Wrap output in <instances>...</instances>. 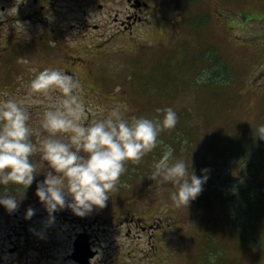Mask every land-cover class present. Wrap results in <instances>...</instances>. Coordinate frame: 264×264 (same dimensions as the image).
<instances>
[{
	"label": "rangeland",
	"instance_id": "rangeland-1",
	"mask_svg": "<svg viewBox=\"0 0 264 264\" xmlns=\"http://www.w3.org/2000/svg\"><path fill=\"white\" fill-rule=\"evenodd\" d=\"M146 1L152 6L147 12L140 11L146 18L136 23L132 36L125 39L123 35L107 38L115 28L114 16H121L126 10L125 0H84L81 5L73 0H51L48 42L44 48L39 47L40 43L36 42L38 40L31 41L28 48L11 55L13 62L9 57L4 69L0 63V77L10 67V72L5 76L7 87L0 81V100L11 97L22 102V106L28 109L31 114L29 126L41 129V134L31 137L34 144L38 145L42 135H46L41 125L43 113L53 110L55 103L53 98L43 96L36 97L38 103H32L26 96L27 86L40 71L45 68L58 69L80 81V95L87 107L86 123L107 118L111 111L117 109L129 122L134 113L149 119L152 108H149L148 102L156 103L161 95H156V91H147L150 96L138 95L134 91L136 83L131 81V75L138 70L137 65L144 71L154 63L162 62L165 56L161 53L163 47L171 48L177 59L173 63L178 60L193 61L199 55L198 39L194 36L197 26L193 23L199 13H206L209 17H206L209 20L205 24L208 40L213 33L216 37L212 41L220 46L225 55L240 62L242 70L247 72L243 74L245 78L240 76L241 82L224 90L226 103L222 104L226 105L229 115L235 109V115L222 118L218 125H207V132L221 128L219 125L223 124L225 133L241 134L243 128L244 131H252L264 123L261 118L264 111V0H193V8L186 0ZM99 4L101 8H98ZM175 10L177 13H174ZM94 23L99 25L98 29L94 28ZM24 24L29 25L30 29V32L24 33L25 36L38 38L42 35L43 27L40 24H28L23 20L14 23L19 27ZM1 33L2 40H6V33ZM222 34L226 37L223 40ZM184 44L188 46L187 49L179 51L177 46ZM54 47L62 51L57 57L52 56ZM64 50L74 58L66 55ZM3 57L5 59L6 56ZM138 60L143 62L142 66ZM196 66L190 64V69H184L185 76L189 75V85L180 86L179 93L171 95L165 105L176 110L182 109L184 105L195 109L192 103L199 102V97L211 96L212 92L207 87L193 80L192 74L197 72L195 76L198 79L207 75L205 67L202 71L198 68L200 65ZM193 68L197 70H191ZM241 73L238 71V74ZM246 76L253 79L249 80ZM214 88L213 94L220 96L221 93L217 92H222L223 87L214 84ZM236 95L241 103H227L228 98ZM206 105L216 106V101L205 97L202 106L205 108ZM161 107L156 114H160ZM100 108L104 111L100 112ZM197 120L184 126L192 129ZM178 143L183 146L184 141ZM184 150L190 152L191 148L187 146ZM150 158L145 155L139 164L126 162L127 171L121 176L117 190L109 193L110 199L105 208L94 210L84 217L65 208L53 214L54 223L50 225L47 222L48 213L35 194L37 183L45 178L46 162L45 168L36 175L31 186L26 189L23 186H9L8 192L16 197L19 208L9 214L0 205V264H27L26 259L29 262L39 260L40 263H61L64 256L72 251L76 232L80 231L81 225L88 224L91 225L90 232L99 249V256L92 264H202L206 259L199 252L200 244L208 253L210 249L217 251L216 247L222 250L223 253L212 258L216 264H264L261 254H251L245 259L234 248L233 239L217 234L218 229L223 227L213 223H223L226 211L221 209L220 200L213 205L204 199L200 205L191 201L189 205L193 206L190 208L193 216L186 220L179 218L178 210L163 208V198L157 194L158 185L148 178L158 160ZM32 159L35 163L39 157L37 155ZM178 159L186 161L188 165L194 162L191 153L185 159ZM142 189L150 191L142 199H133L134 191ZM4 191L5 186L0 185V194ZM29 207L35 212L30 219H25ZM128 209L141 216L137 224L119 223L117 218ZM214 238L220 240L218 246H211ZM260 238L262 246L263 233ZM9 248H15L16 252L9 253ZM256 249L262 253L264 247ZM18 257L20 261H11Z\"/></svg>",
	"mask_w": 264,
	"mask_h": 264
},
{
	"label": "clouds",
	"instance_id": "clouds-1",
	"mask_svg": "<svg viewBox=\"0 0 264 264\" xmlns=\"http://www.w3.org/2000/svg\"><path fill=\"white\" fill-rule=\"evenodd\" d=\"M3 19V17H0ZM119 89H117L118 91ZM82 86L73 75L45 68L27 86V98L38 103L37 96L51 97L53 110L43 113L42 139L34 144L31 137L41 129L29 126L31 114L14 98L0 100V205L12 214L19 208L9 186H31L36 175L45 168L44 180L37 183L36 196L48 213V224L54 223V213L65 208L84 217L102 210L117 190L126 162L139 164L143 157L163 144L158 137L165 130L175 129L178 116L172 108L163 109L162 120L134 117L131 122L119 110L107 118L86 123L87 107L80 95ZM100 112L104 110L99 109ZM264 139V125L254 131ZM174 149L164 145L161 158L148 177L158 185V193L169 192L175 207L189 206L203 191L209 170L197 176L182 159L173 158ZM39 157L33 162V157ZM172 185L174 190L166 186ZM35 210L29 207L25 219Z\"/></svg>",
	"mask_w": 264,
	"mask_h": 264
},
{
	"label": "trees",
	"instance_id": "trees-1",
	"mask_svg": "<svg viewBox=\"0 0 264 264\" xmlns=\"http://www.w3.org/2000/svg\"><path fill=\"white\" fill-rule=\"evenodd\" d=\"M192 1L186 0V2L191 3L193 8L194 4H192ZM206 17H208L206 13H199L198 15L196 14L193 20V23L197 26L195 27L196 35L194 36L198 39L197 47L199 50V55L195 56L193 61L179 62L178 60L177 63L179 62V64L177 65V63H173L177 59L173 55L171 48L163 47L161 53L165 54V56L162 62H156L144 71H141L140 66L137 65L138 70L131 75V81L136 83V87H133L134 91L138 95L150 96L147 91H156V95H161L156 103L148 102L150 103L149 108H152L149 119L162 120L164 116L163 109L166 108H172L178 116V123L175 129L165 130L160 133L158 139L163 141V144L153 149L146 156H150V160H159L163 154L164 145H170L174 149V159H178V157L185 159L187 154H193L194 162L189 164V172H191L192 168L199 177L204 174L202 173L203 169H208L209 171L206 174L209 178L203 187L202 193L192 203L200 205L204 202V199L209 205H213L215 201L219 202L220 200L221 209L226 211L223 223H213L215 226L223 227V229L221 227L218 229L217 234H222L231 240L233 239L235 242L233 243L234 248L245 259H248L251 254H254V256L261 254L260 258H264V250L260 253L256 249L257 247H264V244L260 246L262 241L260 236L261 233L264 234V139H259L254 135V131L264 125V123L258 127L256 126L255 130L252 131L250 129L244 131L243 128L241 134L238 132L233 135L225 133L223 124L219 125L221 128H215L207 132V125H215L222 118L235 115V109L229 115L226 105L222 104L226 103L223 95L224 90L241 82V77L245 78L243 74L247 72L242 70L240 62L232 59V56L225 55L226 53L220 46L212 41V38L216 37L213 33L210 34L211 36L208 40V36L206 37L205 35V24L209 17ZM225 38V35L223 36L222 34V40ZM186 47H188L186 44L178 45L177 49L185 51ZM142 63L139 61L138 64L142 66ZM190 64L200 65L198 68L202 71L204 70L203 67H205L207 70L206 77L196 78L195 75L199 73L197 72L192 74V78L198 84L205 88L207 87L212 94L211 96L199 97V102H193L195 109L184 105L182 109L176 110L170 105H165V102L172 97L171 95L179 93L180 86L183 84L189 85V75L185 76L183 71L185 68L190 69ZM191 70H197V68ZM238 71H242V73L238 74ZM246 78L249 80L253 79V77L247 76ZM214 84L223 87L222 92H217L218 94L221 93L220 96L213 94L215 92ZM205 97L216 101V106L206 105L204 108L202 101ZM262 98L264 99L263 92ZM232 102V105H237L241 103V100H238V95H236L227 99V103L231 104ZM159 107H161L160 114H156ZM134 117L139 118L140 113L131 115V119ZM196 118L198 120L192 129L187 125L184 126L185 124L193 123ZM261 118L264 119V111ZM222 129L224 130L222 131ZM182 141H184L183 146L178 143ZM187 146L191 148L190 152L184 150V147ZM152 182L155 183L153 180ZM166 187L169 190H174L170 184ZM147 191L150 190H135L132 198L142 199ZM160 196L163 198V208L166 210L174 208L180 212V219H191L193 214L190 212V208L193 206L175 207L169 199L168 191L163 192ZM215 234L216 232L214 231ZM220 238H223V236H220ZM219 244L220 240L214 238L211 246H218ZM227 245L226 242V248ZM200 246L199 252L206 259L202 264H216L212 258L216 254L223 253L221 252L222 250H218L219 248L216 247L215 250L217 251L210 249V253H208ZM227 264L229 263L227 262Z\"/></svg>",
	"mask_w": 264,
	"mask_h": 264
},
{
	"label": "flooded vegetation",
	"instance_id": "flooded-vegetation-1",
	"mask_svg": "<svg viewBox=\"0 0 264 264\" xmlns=\"http://www.w3.org/2000/svg\"><path fill=\"white\" fill-rule=\"evenodd\" d=\"M74 1L76 4L80 5L84 2V0H73V2ZM50 2L51 0H0V17H3V19H0V63L3 65V69L6 66V63H8L9 57L12 58L11 55H13L15 51H23L28 48L31 41L38 40L36 42L40 43L39 47L41 49L44 48V45L48 42L49 35L48 24L50 23V19L48 14L51 11L49 9ZM125 2L126 10L122 12L121 16H114L113 22L115 24V28L107 38H113L115 36L119 37L123 35L125 39H128V37L133 34L135 24L142 22L146 18L140 14V11L147 12V10L152 7L146 0H125ZM101 7L98 6V8ZM21 20L27 22L28 24L31 22L40 24L43 27L42 35L38 38L30 35L28 37L25 36L24 33L30 32L29 25L24 24L21 27L14 25L15 22ZM8 25H13L14 27L10 28ZM93 26L96 29L99 28V25L96 23H94ZM1 32L6 33V40H2L3 34ZM111 35H113V37H111ZM61 53L62 51L58 47H54L52 50V56L54 57H57ZM64 53L74 58L72 54H68L66 50H64ZM3 55L6 56L5 59ZM117 219L121 224L130 223L135 225L140 221L141 216L128 209L125 211L124 215L118 217ZM90 229V224L86 226L81 225L80 231L77 232H84L87 234L91 244V249L95 251V254L85 257V262H79L74 255L72 256L73 251H70L64 256V260H62L61 263L55 264H92V262L99 256V249L96 248L97 244L95 243V239L90 232ZM8 252H16V250L15 248H9ZM20 260L21 259L18 257L17 259H12L11 261L17 262ZM26 262H28L27 264H53L48 262L40 263L39 260L29 262L27 259Z\"/></svg>",
	"mask_w": 264,
	"mask_h": 264
},
{
	"label": "water",
	"instance_id": "water-1",
	"mask_svg": "<svg viewBox=\"0 0 264 264\" xmlns=\"http://www.w3.org/2000/svg\"><path fill=\"white\" fill-rule=\"evenodd\" d=\"M94 251L89 250L88 236L84 233H78L73 242V253L79 262H85V257L91 256Z\"/></svg>",
	"mask_w": 264,
	"mask_h": 264
}]
</instances>
